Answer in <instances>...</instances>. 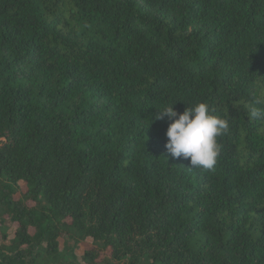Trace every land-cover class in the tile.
<instances>
[{"label": "trees", "instance_id": "trees-1", "mask_svg": "<svg viewBox=\"0 0 264 264\" xmlns=\"http://www.w3.org/2000/svg\"><path fill=\"white\" fill-rule=\"evenodd\" d=\"M199 102L229 122L210 170L154 119ZM252 107L264 0H0V264H81L89 239L84 264H264Z\"/></svg>", "mask_w": 264, "mask_h": 264}, {"label": "clouds", "instance_id": "clouds-1", "mask_svg": "<svg viewBox=\"0 0 264 264\" xmlns=\"http://www.w3.org/2000/svg\"><path fill=\"white\" fill-rule=\"evenodd\" d=\"M260 103L256 101L257 105ZM175 104L165 105L154 117L171 121L166 131L168 153L173 158H190L193 168L213 169L221 150L218 137L229 131V122L213 114L207 102L188 104L183 113L175 110ZM250 116L264 119V108L252 107Z\"/></svg>", "mask_w": 264, "mask_h": 264}, {"label": "rangeland", "instance_id": "rangeland-1", "mask_svg": "<svg viewBox=\"0 0 264 264\" xmlns=\"http://www.w3.org/2000/svg\"><path fill=\"white\" fill-rule=\"evenodd\" d=\"M22 188H23V190L26 189L25 185L23 183H22ZM3 233L7 234L8 238H9L8 241L12 240L16 234V224H13L9 220L8 216L5 214V212L1 206V200H0V246L4 243L3 237H2ZM92 242L93 241L91 239H89L86 242H83L79 245L76 253L80 259L79 262L81 264H84L82 258L84 256L85 252L92 248V245H93ZM60 244H61V249L63 250L65 247V240L62 239L60 241Z\"/></svg>", "mask_w": 264, "mask_h": 264}]
</instances>
